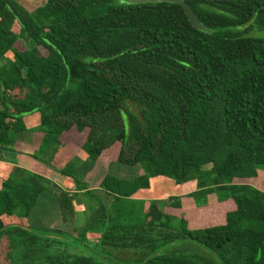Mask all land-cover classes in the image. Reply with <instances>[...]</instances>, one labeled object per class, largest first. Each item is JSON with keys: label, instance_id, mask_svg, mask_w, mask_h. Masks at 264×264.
Returning <instances> with one entry per match:
<instances>
[{"label": "trees", "instance_id": "trees-1", "mask_svg": "<svg viewBox=\"0 0 264 264\" xmlns=\"http://www.w3.org/2000/svg\"><path fill=\"white\" fill-rule=\"evenodd\" d=\"M184 1L210 32L172 2L45 0L29 11L0 0V159L15 160L30 116L39 147L70 141L91 166L143 171L104 173L98 187L116 206L78 226L77 208L87 215L99 197L76 167L33 154L64 176L59 187L13 161L0 177L10 264H264V36L247 35L264 30V0ZM152 180H195L187 196L204 208L188 221L169 195L136 209ZM42 193L58 224L39 220Z\"/></svg>", "mask_w": 264, "mask_h": 264}, {"label": "crops", "instance_id": "crops-1", "mask_svg": "<svg viewBox=\"0 0 264 264\" xmlns=\"http://www.w3.org/2000/svg\"><path fill=\"white\" fill-rule=\"evenodd\" d=\"M24 123L26 126V129L24 131L19 132L16 135V140L13 144V148L15 149L14 153V159L13 160V154L10 155L8 161H2L0 159V177H5L8 174V171H10L11 167L14 165L13 161L16 162L15 165L20 166L22 168L37 172L41 175H43L45 178L49 179L50 182H53L57 186H62V181L64 180V176L60 174L59 172L54 171L52 168L47 167L43 163L39 162L37 159L32 160L31 157H33V154H36L37 149L39 148L38 141L40 142L41 136L39 132H32L31 129L38 126L39 122L36 117H25ZM29 138L28 142V136ZM49 154L46 157V162L51 159L54 163V168H60L66 163H72L76 169L78 176H81L82 180L86 183L88 186L87 188L93 189L96 193V195L99 197V203L97 204L96 208L94 210H90L87 215L83 211L77 208L76 213V225H81L87 218L90 222H94L98 219V217L105 211L107 208L114 209L116 204L113 200L112 196H109L105 194L104 191L98 187V182L101 180L104 173L107 171V169L102 165V161L95 163L93 166L88 164V161L86 160V155L83 151L80 150L79 147L72 144L70 141H62L60 145H55L50 148ZM11 158V159H10ZM111 165V164H110ZM113 167V166H112ZM115 176L118 177H124L122 173H117L116 170H114ZM141 170L134 172L135 175L138 173L141 174ZM120 174V175H119ZM133 174V176H134ZM123 175V176H121ZM161 184L164 182H171L166 180H156L151 183L150 188H145L142 191H140L138 194L133 196V199L139 198L140 201L144 202V206L148 205L149 200H151V195H146V191L154 190L155 183ZM55 186L52 187V190H54ZM58 189V188H57ZM196 189V181L191 180L187 181L185 183H181L179 186L180 191V198L182 202V212L183 216L188 220L191 221L195 215L196 211L198 209L204 208V206L196 207V205L193 203V199L189 196H187L188 193L194 191ZM56 191V190H54ZM163 197H158V199L166 198L169 196L168 194H162ZM41 200L39 202V207L41 209V214H39V220H44L46 218H51L50 221L57 218V208H56V202L52 195H43L41 194ZM155 200V199H152ZM101 201V202H100ZM207 202L215 203L216 202V195L213 193L208 194L207 196ZM145 208V207H144ZM57 222L58 220H54ZM53 221V222H54ZM58 224V223H57ZM66 226V225H65Z\"/></svg>", "mask_w": 264, "mask_h": 264}, {"label": "rangeland", "instance_id": "rangeland-1", "mask_svg": "<svg viewBox=\"0 0 264 264\" xmlns=\"http://www.w3.org/2000/svg\"><path fill=\"white\" fill-rule=\"evenodd\" d=\"M18 2H20L27 10L32 11L37 6L43 4L45 2V0H18ZM247 35L248 36H255V37H262V36H264V30H259L257 28H251L249 30V32H248ZM27 136H28V142H29V138H31V137L29 135H27ZM38 143H39V141H38ZM38 145H40V144H38ZM47 146L48 145H45V144H43L42 147L41 146L40 147L38 146L41 150L36 152V156L38 157L37 159H42L43 161H46L47 160L46 157L49 154V152H51L50 149H49V147H47ZM43 150H45V151H43ZM41 151H43V152H41ZM31 158H32V160H34L33 157H31ZM47 162L50 165H54L53 164L54 162L51 159H49ZM105 167L107 169V171L105 172V174L108 172L110 175H115L114 170H116L117 173H122L124 175V177H126V178H130L131 176H133L134 172H136V171H139V170L142 171V169L140 168V165H138V164L137 165L129 166V165H124V164H121V163H118V162H111V165L109 163H105ZM142 172H140V173H142ZM261 172H263L261 175L264 176V171L261 170ZM123 175H121V176H123ZM76 178H78L79 180L82 181L81 176H78V174H76ZM46 181L47 182H50L49 179H46ZM179 186L180 185H177L174 182H164V183H161V184H158V182H157V183H155L154 190L146 191L145 193H146V195L154 194L151 197L152 199H158V197H163V196H161L162 194L179 195L180 194V191L178 192ZM54 190L57 191L56 188ZM214 195H216V194H214ZM152 199L149 200V201L152 202ZM216 202H217V200H216ZM98 203H99V201H98ZM134 203H135L134 204V207L136 209H139V208L144 209V207H145L144 206L145 203L142 202V201H140V199L137 198V197H136V199H134ZM38 210H39V205H38ZM54 220H59V219H55L54 218ZM41 221H44L45 222L46 220H41ZM187 244H189V246L194 247V253H202V252H205V251L208 252V250L204 249L201 245H198V244H195V243H187ZM0 264H10L8 262V260L5 258V254L3 252V249L0 250Z\"/></svg>", "mask_w": 264, "mask_h": 264}, {"label": "water", "instance_id": "water-1", "mask_svg": "<svg viewBox=\"0 0 264 264\" xmlns=\"http://www.w3.org/2000/svg\"><path fill=\"white\" fill-rule=\"evenodd\" d=\"M128 2H132V3H139V2H153V1H159V2H172V3H175L179 6H181L188 18V20L190 21V23L192 24V26L195 28V29H198V30H202V31H205V32H210V29L205 25L203 24L199 18L193 13L192 9H191V6L189 3H187L186 1L184 0H127ZM15 225H18V226H21L25 229H29V227H26V226H22V225H19V224H15ZM154 255V254H153ZM153 255H151L150 257H152Z\"/></svg>", "mask_w": 264, "mask_h": 264}]
</instances>
